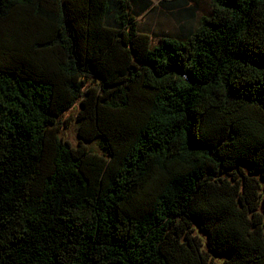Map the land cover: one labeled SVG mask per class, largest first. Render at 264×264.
<instances>
[{
  "label": "trees",
  "instance_id": "16d2710c",
  "mask_svg": "<svg viewBox=\"0 0 264 264\" xmlns=\"http://www.w3.org/2000/svg\"><path fill=\"white\" fill-rule=\"evenodd\" d=\"M134 1L0 0V264H264V0Z\"/></svg>",
  "mask_w": 264,
  "mask_h": 264
},
{
  "label": "rangeland",
  "instance_id": "374dc122",
  "mask_svg": "<svg viewBox=\"0 0 264 264\" xmlns=\"http://www.w3.org/2000/svg\"><path fill=\"white\" fill-rule=\"evenodd\" d=\"M173 1L174 0H151V8L136 18L137 24L139 26L153 27L161 25L163 28H168L169 25L173 23V12L177 10L170 6V3ZM211 1L212 0H193V2H196L198 9L196 12V18L194 20L195 24L200 19V17L209 13L211 9ZM191 4H189V6H191ZM192 5H194V3ZM154 41L155 40H153V42ZM76 110L77 107H74L64 114V119H66L67 122L61 130L62 137L69 140L73 145H76L77 142L75 124ZM90 147H92L94 150H98L96 143L90 144Z\"/></svg>",
  "mask_w": 264,
  "mask_h": 264
},
{
  "label": "crops",
  "instance_id": "0c3cea01",
  "mask_svg": "<svg viewBox=\"0 0 264 264\" xmlns=\"http://www.w3.org/2000/svg\"><path fill=\"white\" fill-rule=\"evenodd\" d=\"M191 3L192 4L194 3V5H192ZM131 4L133 10L138 14L137 17L140 14L147 12L152 6L151 0H136ZM189 4H191V6H189ZM170 6L177 10L173 12L174 15L173 23H171L168 28H163L161 25L157 27L138 25L140 30L149 34L152 40H155L154 42H157L160 36H165V35L182 36L185 34L184 27H186L189 22L191 23V25L193 24L195 25L194 20L196 18V12L198 10L196 2H193V0H174L173 2L170 3ZM188 9L195 10L192 19H190V16L188 15Z\"/></svg>",
  "mask_w": 264,
  "mask_h": 264
}]
</instances>
